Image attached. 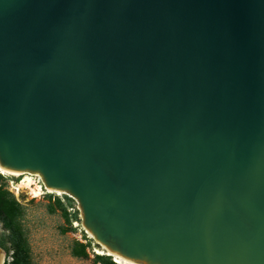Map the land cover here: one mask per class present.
Listing matches in <instances>:
<instances>
[{"label": "water", "instance_id": "water-1", "mask_svg": "<svg viewBox=\"0 0 264 264\" xmlns=\"http://www.w3.org/2000/svg\"><path fill=\"white\" fill-rule=\"evenodd\" d=\"M0 166L117 264H264V0H0Z\"/></svg>", "mask_w": 264, "mask_h": 264}, {"label": "rangeland", "instance_id": "rangeland-1", "mask_svg": "<svg viewBox=\"0 0 264 264\" xmlns=\"http://www.w3.org/2000/svg\"><path fill=\"white\" fill-rule=\"evenodd\" d=\"M34 175L35 183L45 191L38 198H33L30 191H19L26 177L4 176L0 173V187L5 186L23 207L22 227L30 247L32 264H97L95 258L106 255L99 253L102 248L82 226V213L78 202L73 199L74 202L69 205L65 195L47 193L42 177ZM58 199L65 205L70 222L58 207ZM7 236L9 232L4 230L0 222V244ZM77 243L89 245L88 259L73 255ZM5 245L9 250L2 248L3 264H13L14 251L8 239Z\"/></svg>", "mask_w": 264, "mask_h": 264}, {"label": "trees", "instance_id": "trees-1", "mask_svg": "<svg viewBox=\"0 0 264 264\" xmlns=\"http://www.w3.org/2000/svg\"><path fill=\"white\" fill-rule=\"evenodd\" d=\"M65 198L68 200L69 205H72L74 200L65 195ZM58 207L63 211L68 219L67 209L65 205L58 199ZM77 218V217H76ZM23 207L18 203L14 195L5 188V186L0 187V222L3 225L5 231L9 232V236L1 241V247L5 250V242L8 239V242L11 244V248L14 251V263L13 264H32L30 247L25 236L23 227ZM68 222L70 220L68 219ZM89 245H84L77 243L74 248L73 255L76 258L88 259L89 254L87 252ZM97 264H117L114 262L113 258L109 256L98 255L95 258Z\"/></svg>", "mask_w": 264, "mask_h": 264}, {"label": "bare ground", "instance_id": "bare-ground-1", "mask_svg": "<svg viewBox=\"0 0 264 264\" xmlns=\"http://www.w3.org/2000/svg\"><path fill=\"white\" fill-rule=\"evenodd\" d=\"M0 173L4 176H12V177H26L23 182L21 183L19 187V191L21 190H27L30 191L33 198H38L44 194V188L42 186H39L35 183V180L33 177L35 176L34 174H19V175H14L13 173L9 172L8 170L4 169L3 167L0 166ZM47 193L49 194H57V195H64L62 192H57V191H49L46 188ZM99 253L107 255V253L104 250H100ZM116 261L120 264H128V262H124L119 258H116Z\"/></svg>", "mask_w": 264, "mask_h": 264}]
</instances>
